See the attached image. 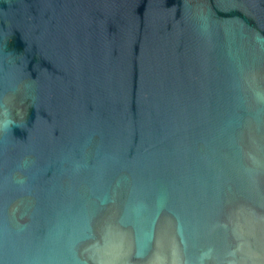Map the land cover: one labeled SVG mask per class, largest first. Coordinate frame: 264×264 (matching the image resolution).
<instances>
[{
    "label": "water",
    "instance_id": "water-1",
    "mask_svg": "<svg viewBox=\"0 0 264 264\" xmlns=\"http://www.w3.org/2000/svg\"><path fill=\"white\" fill-rule=\"evenodd\" d=\"M0 264H264V0H0Z\"/></svg>",
    "mask_w": 264,
    "mask_h": 264
}]
</instances>
